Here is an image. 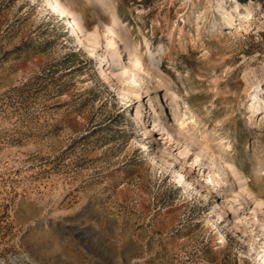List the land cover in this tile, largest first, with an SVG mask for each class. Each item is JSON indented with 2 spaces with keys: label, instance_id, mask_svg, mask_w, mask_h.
I'll list each match as a JSON object with an SVG mask.
<instances>
[{
  "label": "rangeland",
  "instance_id": "374dc122",
  "mask_svg": "<svg viewBox=\"0 0 264 264\" xmlns=\"http://www.w3.org/2000/svg\"><path fill=\"white\" fill-rule=\"evenodd\" d=\"M58 2L0 0V264H264V0Z\"/></svg>",
  "mask_w": 264,
  "mask_h": 264
},
{
  "label": "bare ground",
  "instance_id": "6f19581e",
  "mask_svg": "<svg viewBox=\"0 0 264 264\" xmlns=\"http://www.w3.org/2000/svg\"><path fill=\"white\" fill-rule=\"evenodd\" d=\"M108 3L109 2H111V1H107ZM112 3V2H111ZM48 4H49V6H50V9L52 10V11H54V12H58L60 15H62V16H64V17H67V21H68V24H70L71 25V27H72V31H73V34L74 35H77V37H78V41L80 42V43H82V44H85L86 43V40H85V38H84V35H83V33L80 31V28H79V26L78 25H80V24H78V23H76L74 20H73V18H71L70 16H69V14H68V12H67V10L63 7V6H61L60 4H59V2H58V0H48ZM110 4V3H109ZM108 5V4H107ZM111 5V4H110ZM113 5V4H112ZM112 9V8H111ZM113 9H114V7H113ZM239 10V6L236 8V11H238ZM111 12V11H110ZM114 12V11H113ZM226 14V15H225ZM224 15L226 16L225 17V19H226V21L230 24V23H236L237 22V19L235 18V16H234V14L233 13H229V11L228 10H224ZM118 16V15H117ZM117 16H114V17H116V20H117ZM244 16V14L243 13H241V12H238V14H237V17L238 18H242ZM118 21V20H117ZM118 25H122V23L121 22H118ZM123 27V26H122ZM125 29H127V28H125ZM108 31H109V33L110 34H112L113 35V38L111 39V43H112V48H113V50H114V53H113V55L111 56V59H110V61H109V63H110V67H117V68H119V67H122L123 66V62H124V60H125V58H123V56H122V54L124 53V52H126L127 54L131 51V45H130V43H128V41H127V43H126V46L124 47V49L122 50V47H120L119 46V44H118V41H117V33H119V32H117L116 34L114 33V30L111 28V27H108ZM91 36V35H90ZM119 37H121L120 39H123V36H124V34L123 33H119V35H118ZM87 38V37H86ZM88 40V39H87ZM95 40V39H94ZM93 40V41H94ZM89 41V40H88ZM92 41V40H91ZM92 41V42H93ZM99 41V40H98ZM98 41H97V43H98ZM94 43V42H93ZM133 48V47H132ZM128 51V52H127ZM151 52V51H150ZM152 54H154L153 52H151ZM131 54V53H130ZM158 54H160V53H158ZM158 54H154V57L155 58H158ZM115 70V69H114ZM115 78H116V80H119V81H121L122 79H123V77H125V76H120V74H119V72H113V74H112ZM250 89V88H249ZM169 91V93H171L175 98H178L179 96L177 95V93H175L174 91H172V90H168ZM254 99L257 101L255 104H263V102L261 101V100H258V97L257 96H255L254 97ZM174 100V99H173ZM185 105V104H184ZM173 106H174V109H173V114H174V116L176 117V122H177V124L178 123H180L181 122V119H178L177 117L179 116V114L182 112V106H181V104L178 102V101H174V103H173ZM172 106V107H173ZM171 108V107H170ZM187 108V107H186ZM253 109H257V107H253ZM163 115V114H162ZM159 117L161 118V114L159 115ZM162 121V120H161ZM140 122V121H139ZM226 170L228 171V173L226 174V175H229V174H233L234 175V178H235V180L232 182V185H235V183H238L240 186H239V188H240V192H239V195L240 196H242L243 197V199H246L248 196H250L251 197V194H252V192H251V194H250V190H248V187L247 186H249V184H245V183H243V179H244V177H239L240 175H238L239 173V171H238V169L236 168V166H233V165H230L228 168H226ZM241 174V173H240ZM243 180V181H242ZM257 199V198H256ZM260 204V206H262V204H261V202L259 203ZM225 241H226V239H225V236H223V235H221L220 236V240H219V243H225Z\"/></svg>",
  "mask_w": 264,
  "mask_h": 264
}]
</instances>
